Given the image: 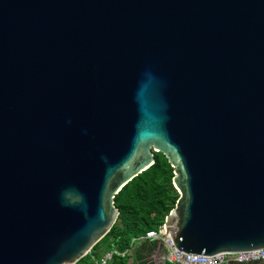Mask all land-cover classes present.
Wrapping results in <instances>:
<instances>
[{
  "label": "water",
  "instance_id": "water-1",
  "mask_svg": "<svg viewBox=\"0 0 264 264\" xmlns=\"http://www.w3.org/2000/svg\"><path fill=\"white\" fill-rule=\"evenodd\" d=\"M162 153L174 247H264V0H0V264H75Z\"/></svg>",
  "mask_w": 264,
  "mask_h": 264
},
{
  "label": "trees",
  "instance_id": "trees-1",
  "mask_svg": "<svg viewBox=\"0 0 264 264\" xmlns=\"http://www.w3.org/2000/svg\"><path fill=\"white\" fill-rule=\"evenodd\" d=\"M172 176L167 158L154 152V162L115 194L114 205L119 213L111 228L75 264H94L95 258L111 250L118 253H113L106 264H153L150 257L158 250L157 242L133 239L164 223L178 196Z\"/></svg>",
  "mask_w": 264,
  "mask_h": 264
},
{
  "label": "built area",
  "instance_id": "built-area-1",
  "mask_svg": "<svg viewBox=\"0 0 264 264\" xmlns=\"http://www.w3.org/2000/svg\"><path fill=\"white\" fill-rule=\"evenodd\" d=\"M150 239L158 244V250L151 255L153 264H249L264 262V247L259 249L221 252L214 255L188 254L182 250L180 252L174 247L169 233L166 232L164 223L158 229H150L144 235L133 240ZM162 250H164L162 252ZM117 250L104 252L99 258H95L94 264H106ZM124 254V252L120 253ZM154 255H158L154 259Z\"/></svg>",
  "mask_w": 264,
  "mask_h": 264
},
{
  "label": "crops",
  "instance_id": "crops-1",
  "mask_svg": "<svg viewBox=\"0 0 264 264\" xmlns=\"http://www.w3.org/2000/svg\"><path fill=\"white\" fill-rule=\"evenodd\" d=\"M249 264H264V262H256V263H249Z\"/></svg>",
  "mask_w": 264,
  "mask_h": 264
},
{
  "label": "rangeland",
  "instance_id": "rangeland-1",
  "mask_svg": "<svg viewBox=\"0 0 264 264\" xmlns=\"http://www.w3.org/2000/svg\"><path fill=\"white\" fill-rule=\"evenodd\" d=\"M158 257V255H154V259H156Z\"/></svg>",
  "mask_w": 264,
  "mask_h": 264
}]
</instances>
